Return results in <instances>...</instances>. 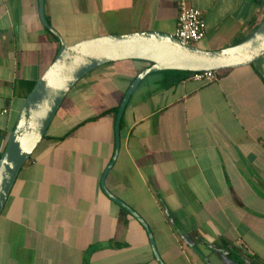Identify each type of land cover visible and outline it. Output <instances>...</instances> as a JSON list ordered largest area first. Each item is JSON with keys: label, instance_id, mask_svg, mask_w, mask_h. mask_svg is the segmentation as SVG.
<instances>
[{"label": "crops", "instance_id": "crops-1", "mask_svg": "<svg viewBox=\"0 0 264 264\" xmlns=\"http://www.w3.org/2000/svg\"><path fill=\"white\" fill-rule=\"evenodd\" d=\"M182 1L202 11L207 47L197 46L208 50L247 38L264 12L256 0H45V15L68 45L174 35ZM57 52L39 0H0V155L25 101L20 82H37ZM147 66L109 64L73 88L0 217V264H161L148 230L102 188L116 109ZM92 110L72 137L74 113ZM121 123L106 186L146 222L164 264H264V57L214 82L153 73Z\"/></svg>", "mask_w": 264, "mask_h": 264}, {"label": "water", "instance_id": "water-1", "mask_svg": "<svg viewBox=\"0 0 264 264\" xmlns=\"http://www.w3.org/2000/svg\"><path fill=\"white\" fill-rule=\"evenodd\" d=\"M39 5L41 21L57 39L58 52L25 99L0 158V217L21 170L45 140L52 122L73 88L89 74L106 65L124 61L144 62L148 66L132 81L120 104L115 123V153L102 177V188L112 201L148 230L154 255L158 262L164 264L146 222L106 186L107 176L120 149L124 112L138 86L153 73L175 71L189 75L203 71H225L250 66L264 57V12L247 38L227 48L208 50L184 44L175 35L159 31L97 36L68 45L47 21L45 0H39Z\"/></svg>", "mask_w": 264, "mask_h": 264}, {"label": "built area", "instance_id": "built-area-1", "mask_svg": "<svg viewBox=\"0 0 264 264\" xmlns=\"http://www.w3.org/2000/svg\"><path fill=\"white\" fill-rule=\"evenodd\" d=\"M182 43L197 45L206 36V23L201 10L190 7L186 2L180 3L179 26L175 32ZM224 71H203L190 74L191 79L197 82H214ZM8 109L4 110V114Z\"/></svg>", "mask_w": 264, "mask_h": 264}, {"label": "rangeland", "instance_id": "rangeland-1", "mask_svg": "<svg viewBox=\"0 0 264 264\" xmlns=\"http://www.w3.org/2000/svg\"><path fill=\"white\" fill-rule=\"evenodd\" d=\"M198 45H202L204 47H207V43H205V41H201L200 43H198ZM103 68H105V67H102V68L94 71L93 73L96 72L97 74H100V72L103 70ZM74 92H76V91L73 90L70 93V95L67 96V98L65 100V106L68 105L70 101H72L71 98L74 96ZM90 116H93V110L92 111H89L88 113H74L75 119L72 122H69L70 129H73L74 128V131L71 132V136L72 137L76 135L75 133L81 131L82 124L79 125V123L80 122H83V121H86ZM77 125H79V126H77ZM113 131H114V133L112 132V135H114V137H115V123H114ZM49 181H51L50 177H49Z\"/></svg>", "mask_w": 264, "mask_h": 264}, {"label": "trees", "instance_id": "trees-1", "mask_svg": "<svg viewBox=\"0 0 264 264\" xmlns=\"http://www.w3.org/2000/svg\"><path fill=\"white\" fill-rule=\"evenodd\" d=\"M258 3H260V0H256ZM181 73V72H180ZM190 75V74H189ZM24 84L26 86V92L24 94L25 96V99L27 98L28 94L32 91V89L34 88L36 82H20V84ZM118 110L119 109H116V113H118ZM121 126H122V123H121ZM3 154V152H2ZM2 154L0 156H2ZM32 160V159H31ZM30 160V162H31Z\"/></svg>", "mask_w": 264, "mask_h": 264}, {"label": "flooded vegetation", "instance_id": "flooded-vegetation-1", "mask_svg": "<svg viewBox=\"0 0 264 264\" xmlns=\"http://www.w3.org/2000/svg\"><path fill=\"white\" fill-rule=\"evenodd\" d=\"M264 0H260V3H262Z\"/></svg>", "mask_w": 264, "mask_h": 264}]
</instances>
